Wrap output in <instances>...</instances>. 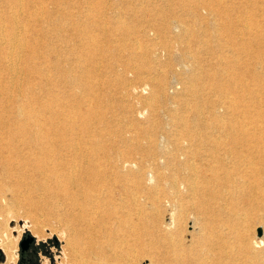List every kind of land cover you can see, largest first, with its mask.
Wrapping results in <instances>:
<instances>
[{"label":"bare ground","instance_id":"obj_1","mask_svg":"<svg viewBox=\"0 0 264 264\" xmlns=\"http://www.w3.org/2000/svg\"><path fill=\"white\" fill-rule=\"evenodd\" d=\"M22 1L0 0V77L5 71L16 74L22 69L40 78L26 84L10 77L0 82V216L14 206L24 207L31 217L33 207L45 211L47 219L62 226L60 234L72 248L71 258L82 261L86 234L94 250L99 246L98 223L107 213L115 223L140 215L137 207L149 202L199 204L208 206L225 228L219 237L221 247H228V262L223 264H237L235 250L245 261L257 260L259 255L264 259L259 249L264 236L250 239L241 231L253 213H264V121L256 108L260 90L255 89L261 75L251 68L253 82L249 83L244 70L239 84L228 80L230 87L224 89L223 83L222 87L210 84L216 75L198 83L193 68L185 84L190 98L184 102L192 115L173 118L182 136L170 137L167 149L154 125L140 135L129 123L112 135L109 129L115 119H108L103 91L110 77H115L119 95L113 100L125 118L136 111L124 102V96L134 95L132 90H149L145 103L137 95L147 109L157 96L167 99L170 82L163 73L160 48L174 49L168 41L183 32L191 31L207 54L214 52L213 47L220 48L218 75L232 72L243 56L254 54L253 47L263 37L257 23L233 17L224 0H179L173 5L182 13L174 8L168 14L164 11L170 0H31L27 9ZM123 2L127 9L118 5ZM185 13L194 18L192 24ZM36 25L41 29L26 39L24 32L35 30ZM195 29L203 30L196 34ZM48 32L51 38L41 45L39 37ZM161 37L165 43L148 46V41ZM260 55L256 51L252 58ZM183 56L182 60L176 57L174 65L185 66ZM208 84L209 91L218 93L217 99L210 98ZM228 108L238 110L242 120L219 114L221 110L228 113ZM165 155L173 167L163 173L157 171L154 160ZM173 214L150 244L158 245V255L167 264H180ZM12 257L8 252V260Z\"/></svg>","mask_w":264,"mask_h":264},{"label":"rangeland","instance_id":"obj_2","mask_svg":"<svg viewBox=\"0 0 264 264\" xmlns=\"http://www.w3.org/2000/svg\"><path fill=\"white\" fill-rule=\"evenodd\" d=\"M29 1L31 0L22 1L24 8L27 9L29 7ZM127 1L132 2V0ZM155 1L157 3H163V0ZM177 1L179 0H170V4L167 5L168 7L166 6L164 12L167 14L171 13V10L175 8L177 13H182L178 7L173 5L174 3L176 4ZM224 3L229 6V11L233 13V17H245L248 21H254L257 23V26H259L258 30L263 37L259 38L256 46L253 47L254 50L256 49L254 54L251 57L243 56L239 61L240 64L237 65L236 70L224 74L220 73L218 75V72L222 71V60L217 58V55L220 52L219 47H213L214 50H212L214 52L212 54H207L206 50L202 46H199L200 44L196 41L197 39L191 37V31L187 33L183 32L181 37L179 36L177 39L171 38L168 42L174 46V49L173 47L171 48V46H169L167 50H162V48H160L161 62L164 69L163 73L170 82V84L167 85L169 93V97H167V99L163 96H157L155 100H150L151 106L147 109V107L139 103L137 95L141 96L140 99L143 100V103H145L144 100H148L149 90H143L142 88L138 91L132 90V93L135 92L133 93L134 95L124 96V102L135 106L136 111H134L127 118L122 117L121 114H118L120 110L116 102L113 100V96H116V94L119 95V93H117L118 89L116 87V78L110 77V84H106L103 91L106 94L107 99L105 110H107L106 114L108 119H115L113 126L109 129L112 132V135L114 133H118L122 127L129 125V123L136 126V131L140 135H143L146 130H149V127L154 125L156 126L157 134L159 137L161 136L160 138H162L163 148H169L171 146L169 141L170 137L174 139L182 136L177 123L172 121L173 118L180 116L190 118L192 115L188 109L184 108V102L190 98V93L186 90L185 84L187 76L193 68L196 70L197 75H199L197 78L198 83H206L209 81V76L216 75V80L210 84L213 86H221L220 84L223 83L224 89H228L230 87L228 80H230L231 84H239V82L242 81V72L244 70H247L245 81L252 83L253 80L251 78L250 71L251 68L255 69V71L261 75L259 80L262 81L258 82L261 83L260 85L262 86H255V89L260 90L258 91V97H256L258 102L256 108L261 110L260 119L261 121H264V63L262 64V60H264V0H224ZM118 5L121 8H126V4L124 2ZM203 13L206 14L205 11H203ZM185 14L187 20L192 24L194 18L189 13ZM21 18H23V16H21ZM27 18L28 16L25 17L26 20ZM197 28L198 27H196V29ZM39 29H41V27L36 25L35 30L30 29V31L24 32V36L28 39L32 37V35L36 34ZM202 30L199 32L196 30V34L202 33ZM51 36L52 34L50 32H48L45 36H40V44L43 45L48 43ZM56 40L57 38L55 41ZM165 42V38L161 37L154 38V41H148L147 44L151 47L156 43V46L159 47ZM170 43H168V45H170ZM194 48H197L198 52L195 50V54L193 53V55L188 56L194 51ZM259 50L262 55L252 58L255 56L256 51ZM27 52V48L21 52V65L25 62ZM53 55L54 54L52 53L51 57H53ZM115 55L118 56V52H115ZM183 55H185V66L180 64L174 65V63H176V57L179 56V60H182L181 58H184ZM125 58L126 57L124 56L122 59L125 61L127 60ZM33 61L39 62L40 60L34 58ZM154 61L155 59L152 57L149 58L150 63ZM142 64H139L141 68L143 65L145 67L148 65L146 63ZM145 67L143 70L146 69ZM174 70L176 71V74L174 73ZM9 77L10 79L13 78V80L15 78L16 83L20 82L26 84V81L32 78H34L33 83L37 82L40 75L32 73L31 76L22 69H20L16 74L5 71L0 77L1 84L7 82ZM208 85L206 87V91L211 94L210 98L217 99L218 93L209 91L211 89L210 85ZM228 95L230 97L235 96L234 93ZM214 96H216V98ZM247 100H251L252 102V98H247ZM251 102L248 103L251 104ZM15 110L13 108L7 113L12 114V111ZM224 111L225 110L219 111V114L226 115L225 118L227 119H234L235 121L242 120V118L239 117L238 110L228 108V113H224ZM146 137L147 135L145 138ZM156 158L157 159L154 161L156 162L155 167L157 171L165 173L169 172L173 167L168 156L165 155V157L159 158L157 156ZM155 193L159 195L161 194V190H157ZM175 204L176 205H168L164 202V200L159 204H151L149 202L144 206L137 207V209L140 210V215L133 214L132 218H122L120 219V222L115 221V223L113 220H109L107 213L106 217L102 218L101 222L98 223L99 226L97 225L98 227H101V232L97 239L99 246L94 250L91 248L88 239L89 234H86L87 238L84 239L85 251L82 253L80 252L81 257L83 258L82 261L71 258L72 248L67 245L66 239L62 238V234H60L63 233L62 226L59 227L53 219H47L45 211H41L39 208L33 207L31 208L33 211V217H31V215H26L24 207L14 206L10 211H8V213L5 214V216H0V264H20L22 256L20 243L27 235H32L35 239L29 252H27L28 256H30L35 264H167V262H165L163 258L158 255L159 250H161L157 247L158 245H151L150 243L153 241V236L162 234L165 225L169 221L173 212L175 227L178 229L176 236L179 239V248L181 249L182 262H180V264H223L228 262V247L226 245L221 247V241H219V237L223 232H225V228L220 225L219 220L214 219L209 207L200 206L199 204L191 205L186 202ZM124 209L125 208L121 209L120 213L123 212ZM26 210L30 211V207L27 206ZM263 219V212L253 213L252 216L248 217L247 220L244 221L241 231L247 234L250 239H257L264 236ZM129 227H132L131 232L130 229L128 230ZM65 236L67 235L65 234ZM259 249L261 253L264 254V246ZM76 250L79 251V247H77ZM8 252H11L13 255L10 260H8ZM233 255L238 257L236 260L237 264H264L262 255H259L257 260L254 261H245L241 259L239 250H235Z\"/></svg>","mask_w":264,"mask_h":264},{"label":"water","instance_id":"obj_3","mask_svg":"<svg viewBox=\"0 0 264 264\" xmlns=\"http://www.w3.org/2000/svg\"><path fill=\"white\" fill-rule=\"evenodd\" d=\"M34 237L32 235H27L24 237V239L20 243L21 247V254L29 252L31 245L34 242Z\"/></svg>","mask_w":264,"mask_h":264},{"label":"flooded vegetation","instance_id":"obj_4","mask_svg":"<svg viewBox=\"0 0 264 264\" xmlns=\"http://www.w3.org/2000/svg\"><path fill=\"white\" fill-rule=\"evenodd\" d=\"M20 264H35L27 253L22 254Z\"/></svg>","mask_w":264,"mask_h":264}]
</instances>
